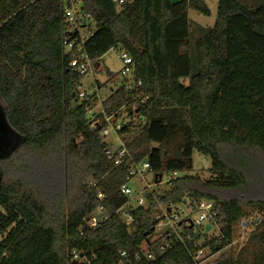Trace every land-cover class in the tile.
Here are the masks:
<instances>
[{
    "label": "trees",
    "instance_id": "16d2710c",
    "mask_svg": "<svg viewBox=\"0 0 264 264\" xmlns=\"http://www.w3.org/2000/svg\"><path fill=\"white\" fill-rule=\"evenodd\" d=\"M72 6L82 16L75 22L65 16ZM189 8L209 14L203 0H134L120 9L113 0H0V124L17 143L0 157V264H119V252L128 264H195L198 249L216 253L233 242L247 208L256 213L248 242L212 264H264V0H218L213 26L193 45ZM87 21L96 29L81 37ZM65 37L91 62L124 49L141 83L110 89L93 127L87 108L96 98L79 99L84 75L70 65ZM120 110L128 120L117 135L131 161H146L154 175L182 173L130 209V225L120 213L130 162L114 166L101 136L104 116ZM195 153L209 160L208 178L190 173ZM190 200L213 204L219 234L200 243L184 225L191 243L147 259L141 245L152 249L158 207ZM98 205L107 219L83 228Z\"/></svg>",
    "mask_w": 264,
    "mask_h": 264
},
{
    "label": "built area",
    "instance_id": "2783aa9c",
    "mask_svg": "<svg viewBox=\"0 0 264 264\" xmlns=\"http://www.w3.org/2000/svg\"><path fill=\"white\" fill-rule=\"evenodd\" d=\"M116 7L120 9V7L126 5L127 3H131L134 0H113ZM66 19H68L70 22H75L82 16L77 14L75 8L72 6L71 8L67 9L65 11ZM84 17H88V14L84 15ZM64 46L70 51V55L73 57V59L70 61L71 66H77V70L79 74H83L88 70L89 65L92 63L87 56L83 53L77 54V52L80 50V45H76L75 41H70L68 37H65V40L63 41ZM122 61V68L119 71L120 76L122 77V82L124 84L125 90L128 92H131L134 87L141 86V83L138 81L134 83L131 79L132 77V61L131 57L127 54V52L124 49H120L117 54ZM121 82V83H122ZM120 83V82H119ZM118 83V84H119ZM78 94L79 99L85 100L88 99L89 96H87L86 93H84L80 85L78 87ZM96 101L94 102V99L90 101L91 107L89 106L87 108V112L89 115V120L91 121V126L93 127L96 123L95 116L96 114L101 113V109L98 113H92L91 108L95 105ZM134 108V106H132ZM128 120L127 113L124 114L123 110H120V112L117 114V116H104L105 126L101 129V136L105 138L110 132H113L116 135L117 138V145L115 147H110L109 145L105 148V156L112 159L113 165L117 166L122 164L125 161H129L130 163V170L128 173V182L134 175H139L140 178L143 177L144 169L151 171L150 167L148 166V163L146 161H141L139 163H135L131 161V157L125 149L124 143L121 140V138L117 135L118 130L121 128L122 124ZM179 173L172 172L168 175V180L171 178H174ZM162 176V175H161ZM128 182L121 186V193H123L125 196L129 195L131 192L130 187L128 186ZM95 182H91V184H94ZM98 198H102V194H98ZM137 204L140 206H143L144 204V198H137ZM184 204L187 205L188 208H190L191 211H187L183 214V217L180 218L179 215L176 212H172V209L175 205H170L165 209L164 207V213L158 214L155 218L157 219V224L154 227V230L158 229L159 233L155 236V238L150 239L149 242H153L152 249H147L144 252V256L147 259H154L156 255L163 254L167 249H169L172 244H180V245H186L191 243V238L189 235H182L181 232L177 230V227L186 225L189 227H192L195 232H199V229L203 230L204 233H208L212 230V228L217 229V235L219 234V227L217 222H215V211L213 209V204L201 200L199 202L195 201H188L184 202ZM169 213V215L166 214V211ZM121 211V210H120ZM183 210H181L182 212ZM193 211H199V215L197 219H190V212ZM107 215L103 210V207L98 205L96 210L92 211L88 217L85 218L83 228H91L95 229L99 226V223L107 219ZM166 220L162 222V220ZM124 224L130 225V223L133 221L132 216L129 212L126 213V215L123 217ZM247 220H251L248 218ZM209 223L210 229L205 230V225ZM164 225H167L169 227L162 229ZM153 230V231H154ZM82 231H80V234ZM200 234V232H199ZM203 239V238H202ZM200 241V240H199ZM205 247H202L198 249L196 252H194L191 255V259L194 261L195 264H208L206 263V260L210 258L214 253L210 252L209 254H203V249ZM138 254L134 256L135 259H138ZM75 258L77 259V256L75 255ZM119 264H128V258L125 252H119Z\"/></svg>",
    "mask_w": 264,
    "mask_h": 264
},
{
    "label": "rangeland",
    "instance_id": "374dc122",
    "mask_svg": "<svg viewBox=\"0 0 264 264\" xmlns=\"http://www.w3.org/2000/svg\"><path fill=\"white\" fill-rule=\"evenodd\" d=\"M204 3L207 6V9L209 11L208 15H205L201 12L195 11L194 9L189 8L187 10L188 15V22H189V41L191 45L195 42L196 38L202 35L203 32H205L207 29L211 28L215 22L216 18V9H217V3L218 0H203ZM96 29V25L93 21H87L83 27H79L78 31L81 37H85L89 35L91 32H93ZM120 48H111L107 50L103 56L97 60L92 62L89 65L88 70L84 73V76L80 80V88L81 90L87 94V96L95 95L96 103L91 108L92 113H98L100 111V102L106 95L109 94L110 89H113L119 85V82H122V77L119 74V71L122 68V61L120 60L119 56L117 55ZM109 72H112V74L115 75L114 80L109 79ZM124 111V110H123ZM127 112L124 111V114ZM137 124V122H135ZM0 133L3 135V143L0 145V149L4 147V145H10L11 141L9 139L8 133L5 131L4 126L0 124ZM104 140L108 143L110 147H115L117 145V138L116 135L113 132H110L107 136H105ZM4 144V145H3ZM194 169L190 172L191 174L198 175L199 177L205 179L208 178L210 173L208 172L209 160L202 156L198 155L197 153L194 154ZM1 167V165H0ZM182 173L178 174L181 175ZM168 172H163L161 176V180L159 183H154V174L151 171H148L144 169L143 177L140 178L139 175H134L128 182V186L131 189L130 194L127 196L128 200L121 208V216L124 217L126 213L130 209L137 208L139 205L137 204V198H144L146 194L149 192H155L157 194H162L164 190L169 188L168 185ZM181 210H183L181 212ZM166 211V214L169 215V213ZM187 211H191L190 208L187 207L186 204H178L175 205L172 209V212H176L180 218L183 217V214ZM247 212V218L244 217L241 220H239L238 223L233 228V234H232V240L233 242L222 249L219 252L214 253L208 260H206V263L212 264L217 258L224 254L226 256L231 257L234 259L240 249L246 245L248 242L249 235L254 231L253 223H251L252 218L256 216V213L251 211L249 208L245 210ZM164 213V206L158 207V214ZM199 211H193L190 212V219L194 220L198 218ZM156 215V216H157ZM155 216V217H156ZM250 218L251 220H247ZM162 220V222H164ZM258 221V220H257ZM169 226L164 225L163 230ZM183 227L179 226L177 227V230L179 232H183ZM199 232L201 234L200 243L203 242L202 237L206 235V239H209L213 236H217V229L214 227L211 231L208 233H204L203 230L199 229ZM159 233V230L156 229L151 233L150 239L155 238V236ZM146 244L141 245V249L143 251H146ZM210 250L205 247L203 249V254H209Z\"/></svg>",
    "mask_w": 264,
    "mask_h": 264
},
{
    "label": "water",
    "instance_id": "95a60500",
    "mask_svg": "<svg viewBox=\"0 0 264 264\" xmlns=\"http://www.w3.org/2000/svg\"><path fill=\"white\" fill-rule=\"evenodd\" d=\"M179 0H171L172 4H177ZM17 143H13L11 146H9L8 148H6L5 150L0 151V157L5 156L6 154L10 153V151L14 148V146H16ZM161 180V174H155L154 175V183H159ZM210 229V224L207 223L205 225V230ZM154 227L151 228L150 231H153ZM149 234V231H146L144 235Z\"/></svg>",
    "mask_w": 264,
    "mask_h": 264
},
{
    "label": "flooded vegetation",
    "instance_id": "af4514ba",
    "mask_svg": "<svg viewBox=\"0 0 264 264\" xmlns=\"http://www.w3.org/2000/svg\"><path fill=\"white\" fill-rule=\"evenodd\" d=\"M1 144H2V143H1ZM1 144H0V145H1ZM3 145H4V144H3ZM6 148H8V146H7V145H6V146L4 145V147H2V148L0 149V151L5 150Z\"/></svg>",
    "mask_w": 264,
    "mask_h": 264
},
{
    "label": "crops",
    "instance_id": "0c3cea01",
    "mask_svg": "<svg viewBox=\"0 0 264 264\" xmlns=\"http://www.w3.org/2000/svg\"><path fill=\"white\" fill-rule=\"evenodd\" d=\"M8 147L10 146V145H7Z\"/></svg>",
    "mask_w": 264,
    "mask_h": 264
}]
</instances>
